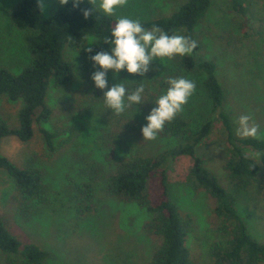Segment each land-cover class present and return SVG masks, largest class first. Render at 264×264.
<instances>
[{
	"label": "rangeland",
	"instance_id": "374dc122",
	"mask_svg": "<svg viewBox=\"0 0 264 264\" xmlns=\"http://www.w3.org/2000/svg\"><path fill=\"white\" fill-rule=\"evenodd\" d=\"M56 1L44 0L46 9ZM183 1L128 0L115 16L147 20L170 14ZM13 2L0 0V66L18 72L27 55L25 33L16 30L8 18ZM211 2L204 21L196 29L199 45L196 57L215 63L217 80L226 92L223 110L230 116L234 136L241 139L236 134L238 118L250 115V123L259 126L258 135L264 139V0H248L261 26L254 36L241 39L237 52L226 45L228 34L241 35L237 31L238 20L227 12L228 0ZM65 57L74 68L75 79L66 88L50 85L46 104L51 118L43 123L34 121V135L27 143L13 137L0 141L1 155L21 168L32 166L40 171L42 197L33 203L29 217H22L14 183L5 172H0V219L21 244H34L49 253L43 264H145L161 239L143 232L142 225L148 219L144 210L107 196L99 180L94 183L92 210L83 216L76 214L74 187L86 179V165L95 164L99 176H103L124 156L136 152L155 156L181 143L178 138L160 136L148 141L141 133L147 123L145 117L156 107L159 96L166 92L169 78L183 77L196 84L179 114L193 128L211 123L210 133L196 147V155L223 188L229 183L224 169L228 159L226 133L204 94L202 74L181 69L179 56L171 60L155 59L144 76L122 70L114 77L109 71L108 87L123 84L126 94L140 85L145 89L142 103L126 107L119 115L105 106L103 95L108 88L101 90L94 86L92 75L83 74L78 67L75 53L66 51ZM152 97L154 100H150ZM20 108L21 102L0 98V119L16 127ZM39 129L54 135L52 150ZM242 149L260 168L239 195L236 208L250 236L264 242V167L257 152L248 147ZM191 165L192 160L184 156L166 162L170 198L193 220L186 241L193 260L196 264H211L209 247L221 241L217 232L219 220L213 212L215 201L204 191L191 189ZM0 264L22 263L19 256L0 251Z\"/></svg>",
	"mask_w": 264,
	"mask_h": 264
},
{
	"label": "trees",
	"instance_id": "16d2710c",
	"mask_svg": "<svg viewBox=\"0 0 264 264\" xmlns=\"http://www.w3.org/2000/svg\"><path fill=\"white\" fill-rule=\"evenodd\" d=\"M211 3V0H185L168 15L139 20L146 29L159 27L169 35L181 33L196 41V29L204 21ZM91 7L87 0L75 9L71 0L67 5H59L56 1L49 9L45 7L44 12L37 6V0H14L9 7L10 24L25 33L27 59L18 72L0 66V98L21 102L16 127L0 119V141L13 137L27 143L34 135V121L43 123L51 118L46 104L50 85L66 88L75 79L74 68L65 57L66 51L77 55L78 67L83 74L92 75L99 70L98 66L93 67L88 57L98 51H109L110 46L104 43V39L110 36L117 17L105 16L94 10L93 15L84 19L81 9ZM227 12L238 20L237 31L241 35L228 34L226 45L232 52H237L241 39L254 36L261 21L251 12L248 0H228ZM89 46L93 52L85 53L84 48ZM198 50L197 44L191 55L180 57L178 64L184 71H199L202 74L204 94L226 133L228 159L224 169L229 177L227 188L220 185L196 155V147L210 133L211 123L193 128L186 118L178 114L158 133L160 137L178 138L181 143L176 147L155 156H145L140 152L124 156L115 163L112 171L103 176H99L95 164L86 165V179L74 187L76 214L83 216L92 210L90 202L94 183L101 180L107 196L134 204L148 214L142 230L147 235L159 237L161 243L145 264H196L186 245L193 220L171 200L166 171L168 160L188 157L192 160L189 170L191 189L202 190L215 201L213 212L219 220L217 232L221 241L209 247L211 264H264V242L250 236L236 208L239 195L260 168L242 147L259 153L264 167V139H238L234 136L230 116L223 110L226 92L217 80L215 63L197 58ZM39 131L52 150L54 135L45 129ZM0 172H5L14 183L21 216L29 217L33 203L42 197L40 171L32 166L21 168L0 153ZM0 251L19 256L22 264H43L49 257L47 251L34 244H21L1 219Z\"/></svg>",
	"mask_w": 264,
	"mask_h": 264
},
{
	"label": "clouds",
	"instance_id": "9594fccd",
	"mask_svg": "<svg viewBox=\"0 0 264 264\" xmlns=\"http://www.w3.org/2000/svg\"><path fill=\"white\" fill-rule=\"evenodd\" d=\"M75 9L85 0H71ZM59 5H67L69 0H57ZM91 8L81 9L84 19L93 15L94 10L102 12L105 16H115L117 10L127 5L128 0H87ZM37 6L41 12L46 7L44 0H37ZM104 43L110 46L109 51H98L88 58L93 67H99L94 71L91 79L98 89L108 88L104 92L105 106L119 115L126 107L132 104L142 103L144 86H138L130 94L123 84H115L108 87L107 73L112 71L113 76L120 71L128 74L144 76L149 71L151 63L157 58L169 60L179 56L191 55L197 47L195 40L179 34L169 35L159 27L146 29L140 20L128 17H118L110 31V36L105 37ZM91 45V44H90ZM85 53H92V47L84 48ZM166 92L156 100V107L152 108L145 117L146 125L141 128L144 140L152 141L163 131L166 123L171 122L183 110L189 98L195 91L196 84L190 79L183 77L169 78ZM127 100V104L125 103ZM250 115H242L238 118L236 134L241 138L259 139V126L250 123ZM259 156V153L256 154Z\"/></svg>",
	"mask_w": 264,
	"mask_h": 264
}]
</instances>
